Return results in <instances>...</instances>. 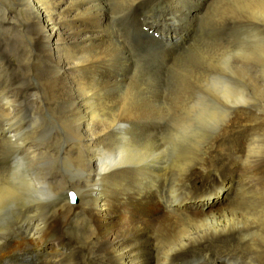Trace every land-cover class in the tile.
<instances>
[{"label":"bare ground","instance_id":"6f19581e","mask_svg":"<svg viewBox=\"0 0 264 264\" xmlns=\"http://www.w3.org/2000/svg\"><path fill=\"white\" fill-rule=\"evenodd\" d=\"M142 1L144 0H130L127 11L129 10V29L132 36L126 38L124 43L121 41V44H117L114 40L116 36L109 28L110 20L114 21L111 17L112 11L102 0H0V30L7 28L15 32V37H8L7 40L5 34L0 31V160L4 161L16 148L28 145L23 160L13 159L15 162L10 165L2 164L0 167V236H14L16 224L11 220L9 212L23 217L20 211H28L32 214L25 217L30 218L28 223L34 224L28 235L19 230L21 233L16 236V239H19L16 242L19 246H31L43 261L50 264H177V261L184 264L185 259L190 260L188 264H192L199 256L205 260H219L221 264H264V214L253 200L254 195L255 199L258 197L259 190L264 192V183L251 179L258 175V169H248L253 164L251 152L254 154L260 137L264 136V120L256 118L254 113L251 116V110L241 105L227 109L231 114L224 123L222 121L216 127L222 126L220 132L207 140L186 138L183 147L186 152L172 165L163 160L131 163L132 160L124 161L119 155V159L116 156L106 162H100L98 158L101 152L109 147L114 149L118 145L114 138L122 133L128 137L121 135V142L132 143L141 151L142 148L145 149L144 146L151 140L155 126L146 119L129 120L126 118L127 114L123 115L122 110L125 107L130 108L132 104L124 100L128 92L121 95L117 91L118 87L130 86L136 74L139 76L138 71H142V67L154 60L152 57H159L161 62L166 64L168 59L165 56L180 54L186 44L185 37L193 32L194 24L200 19V13L208 0H166V4L162 6L163 9H168L166 14L176 15L179 19V22L172 23L178 26L173 35L169 30L165 31L163 25L160 26L167 25L171 31L174 28L170 23H166L165 18H162L163 22H160L155 31L157 24L151 21L153 16L150 20L146 16L143 21L131 16V10ZM224 3L230 5L231 1L224 0ZM162 8L159 10H163ZM138 14L140 13L136 11V15ZM147 20L151 22L148 23ZM145 26L163 36L160 39L154 38L148 30H143ZM183 30L186 31L184 35ZM10 41L12 45L8 47ZM154 46L159 48L162 55H151L153 53L150 47ZM215 51L222 53L219 47H215ZM12 55L15 56L13 58L17 60L18 66L14 65L8 70L10 62L5 64V60ZM35 56H39L38 60ZM34 62H37L38 66L31 75L30 67ZM176 64L177 62L169 64L175 77L178 68ZM57 99L69 105L63 107V110H56ZM43 100H48L47 113L50 119L54 117L52 114L69 115L71 106L75 111L73 115L76 124L70 129L71 135L59 150L51 145L40 147L35 144L22 127V107L27 102ZM133 110L147 112L140 109V105H133ZM120 111L123 112L122 116L114 117ZM95 120L99 123H95ZM105 121L107 122L103 123ZM241 125H252L251 137L244 139V145L231 144L225 148L231 146L228 150L236 154L237 158L241 157V153H246L244 163L239 161V168L242 170H228L225 173L232 184L226 182L227 188L223 194L214 196L211 192H201L200 196L197 195V201L188 200L186 191L189 187L183 185L186 181L191 183L193 191H198L199 188H211L213 192L218 190L216 184L209 185L208 181L220 178V174L212 171H191L192 166L200 164L209 167L208 164H213L216 156L208 155V152L215 147L223 148V142L216 139L215 147H211V142ZM60 134L63 136V133ZM259 134L262 136L256 138ZM230 136L241 137V134L234 131ZM142 139L146 142L137 144ZM44 158L64 161H78L83 158L85 166H79L81 174L78 178L66 177L58 170L38 167L39 164L42 165L39 161ZM142 159L144 161V158ZM166 172L171 178H166L168 189L165 197L170 200L169 206H183L197 212H185L181 208L169 209L165 214L161 212V180ZM236 177L243 178L245 184L237 183V180L235 182ZM151 178H155L157 186L152 183ZM249 185L252 187H248ZM234 187L240 191L234 192ZM72 193L78 197L76 204L69 201ZM207 194L209 196L206 200H202V196ZM261 208L264 211V204ZM9 242L10 247H2L4 254L5 251L11 254L16 249L15 242ZM59 242L67 244L69 249L62 250ZM46 249L49 253L44 254L47 255L44 257L43 252Z\"/></svg>","mask_w":264,"mask_h":264},{"label":"rangeland","instance_id":"374dc122","mask_svg":"<svg viewBox=\"0 0 264 264\" xmlns=\"http://www.w3.org/2000/svg\"><path fill=\"white\" fill-rule=\"evenodd\" d=\"M102 1L104 4H108L110 10L112 11L111 17L114 21L110 20L109 28H111L110 29L111 33H113L114 36H116L115 37L116 39H114V40L117 42V44H121L122 42L124 43L126 38L132 36L130 33V29H129V25L131 24L129 22V10L127 11V9L130 6V0H111V1L110 0H102ZM230 1H231L230 5H226L224 3V0H208L205 4V7L203 8V10L200 13V19L194 24L193 32H190L185 37L186 44H185L184 48L185 47L186 48L185 49L183 48L180 54H176V55H173L170 57L165 56L166 59H168V62L166 64L161 62L159 57H152V59H154L155 61L152 60L151 62L146 64L144 67H142L144 69H142V71H141V69H140V71H138V73H140L139 76H137L138 74H136V76L132 80L134 82H131L130 86H125V88L124 87L123 88L118 87L117 91L119 94L122 95V94L128 92L129 95H131V96H129L127 93L124 100L128 104H132V106H130V108L125 107L124 110H122L124 113L122 111H120L119 112L120 114L118 113V114L114 115V117L117 116V118H119L122 116V113H123V115L127 114L126 118H128L129 120L134 119V120L143 121V119H146L147 121L152 123L155 126V128L152 131L153 134L151 133V136H150L151 140L150 141L148 140V142H146L144 139H142L141 141L137 142V144L146 142V144L144 146L145 149L142 148V151L135 148L134 144H132V143H129L130 144L129 145L126 142H121V140H123V139H121L119 137H121V135L122 136L126 135L125 133L118 135L117 138H114V140H116V143H118V145L114 149L109 147L108 150H106V151H108L107 152L108 155L106 154V151L98 154V158H99L100 162H106L107 160H109L113 157H116V156L118 157V155H119L121 158L124 159V161L132 160L131 163L132 162L139 163L141 160H142L141 162H147V163H148V161L154 162L153 160H157V161L163 160L166 163L172 165L176 162V160L179 158L180 155H182L184 152H186L183 150V147L185 146L184 141L186 138L190 137L192 139H197V140L203 138V140L204 139L207 140V139L212 138L215 135H217L220 132L219 130L221 129L222 126L218 127V128H216V127L222 121L224 123L227 120V118L230 117L231 113H229V112H231V111H228V110H230L234 105L244 106L245 109H249L252 111V113L250 114L251 116L254 113V115L257 116L256 118L264 120V100H263L264 99V0H230ZM120 2H121V4H120ZM116 4H118V5H116ZM165 4H166V0H164V1L163 0H155V1L144 0L139 4H136L137 6H135L134 9L131 10L133 15H132L131 11H130V13H131L132 17L134 16L133 17L134 19L136 17L138 20L141 19L142 21L144 20V18L146 16L149 17V18H147L149 20L153 16V19H151V21H153L155 25L157 24L156 28H154L155 31L157 28H159L158 26H159L160 22L162 21V18L163 19L165 18L166 23L167 24L170 23L172 26H174V28L171 31V29L167 28V25L164 27V24H160V26L163 25L162 27L165 29V31L169 30L170 34L173 35L174 31L177 32L176 27H178V26H176L172 23L179 22V19L177 17H175L176 15L172 16V15L166 14L169 12L168 9L162 8V6ZM111 7H114V8H111ZM159 8H162L164 11H166V10L167 11L164 12L161 9L159 10ZM10 9L12 10V8H10ZM135 10L137 12H139L140 14L136 15ZM156 10L161 11V12H158ZM127 12H128V14H127ZM148 14H149V16H148ZM156 15H158V16H156ZM125 18H127V19H125ZM154 18H156V19H154ZM125 20H127V21H125ZM151 21L147 20L148 23H150ZM124 26H125V28H124ZM179 26L181 27V25H179ZM2 30H4V31H2ZM7 30H8V33H7ZM0 31L2 32L3 35L5 34L4 36L7 37L6 38L7 40H8V37H13V38L15 37V32L11 31L10 29L3 28ZM127 31H129V32H127ZM179 31H180V29H179ZM185 32L186 31L183 30L182 35H184ZM162 36L163 35H160V37H162ZM1 41H2V38H0V42ZM230 42H232V44H234V45L232 46V44ZM4 43H3V46H5ZM8 43H9L8 47H10L12 45V41H10ZM229 44H231V45H229ZM187 45H188V47H187ZM215 47H219L222 49V53H220L221 55L215 51ZM1 48H3V47H1ZM189 48H190V50H188ZM150 50L153 53L151 55H155V56L162 55L161 54L162 52L159 50V48H157L155 46L150 47ZM242 53H244V54H242ZM18 54H20V52ZM147 55L148 54H146V56ZM13 57L15 58V56L12 55L9 57L10 59L7 58L5 60V64L7 63V61L10 62L9 66L7 67L8 70L12 69L14 67V65L18 66L17 60L14 59ZM38 57L39 56H35V58H37V60H38ZM175 62H177L176 68L177 67L179 68V69L177 68V71H176L177 76L176 77L173 75V73L171 71V65H169V64H174ZM181 63H183V64H181ZM37 66H38L37 62H36V64H35V62L32 64V66L30 67L31 75L34 74ZM241 68L243 69V71ZM244 69H246V70H244ZM131 75L133 76V74H131ZM180 75H181V77H180ZM236 75H237V78H236ZM137 79H138V81H137ZM174 79H176V81ZM216 88H217V90H216ZM129 90H130V92H129ZM38 91H40V90H38ZM131 91H132V94H130ZM134 93H135V95L133 96ZM194 93H195V95H194ZM136 94L139 96H137ZM232 97H233V99H232ZM257 101H258V103H257ZM249 102H250L251 106H250ZM56 103H57V105L55 107L56 110H63V107L69 105V104H66L65 102H61L58 99L56 100ZM189 103L191 105H189ZM43 105H45V106H43ZM133 105L138 106V107L140 105V109H144L148 113L150 112L149 113L150 115L147 112H141V111L133 110ZM195 106L198 108H195ZM22 108H24L21 110L22 115H20V117H23V121H24V124L22 127L25 128L27 134L28 133L30 134V135L28 134V136H30L31 140H34V143L38 144L40 147L51 145L56 150L57 149L59 150V148L63 145L62 143L66 139H68L69 136L71 135L72 131L70 129L74 128V126L76 124V119L74 118V115H73V114H75V111L73 110L74 108L72 106H71L72 110H71L69 115L68 114H62V113L61 114H59V113L52 114V115H54L55 118L52 117L51 119H50L49 113H47V110L49 108L48 100H43V102H39V101L27 102L24 105V107H22ZM42 108H43V110L45 109L44 110L45 112L42 110ZM55 109H54V111H55ZM197 109H199V110H197ZM224 109H226V110H224ZM204 110H207V111H204ZM193 111H195V112H193ZM147 115H149V116H147ZM185 115H187V116L185 117ZM144 116L145 117L147 116V117L143 118ZM114 117H112L111 124H113V118ZM109 119H110V117H109ZM151 119H152V121H150ZM60 120H62V121H60ZM218 120H219V122H218ZM94 122L99 123L97 120H95ZM106 122L107 121H105L103 123H106ZM62 123H64V124H62ZM109 124H110V120H109ZM199 125H200V127H199ZM28 126H29V128H28ZM242 126L244 129L242 128ZM245 126H247V127H245ZM57 128H59V129H57ZM238 128H239V130H238ZM238 128H236L234 131H238V133L241 134V137L230 136L234 133V131H229L228 132L229 134L225 133L222 136L215 138L213 140L214 142L209 141L212 143L211 147L216 146L217 140L223 142L222 143L223 148H222V146L215 147L214 149L209 150L210 152H208V155L212 154V156H214V155L216 156L215 160L212 161V163L214 162L213 164H211V163L208 164L209 167L202 166V165L200 166V164L192 166L191 171H194V170L198 171L199 170L200 172H205V173L212 171L214 173L220 174V178H218L219 180L216 179V180H209L208 181L209 185H215L216 184L218 187V190L214 191L215 192L214 196L216 194H223L226 191V188H227L226 182L227 181H229L232 184L231 179H229L225 175V173L228 170H231L232 172H240V170H242V169L239 167L241 166V164L244 163V161H245L244 159H246V157H245L246 153H241V157L237 158L236 154H232L231 151L228 150V148H231V146H228V148H225L227 145H231V144H233V145H238V144L242 145L243 144L244 145V143H246V140H244V139L251 137V133L253 131L252 125H241V126H238ZM40 129H41V131H40ZM212 130L215 132V134ZM60 133H63L64 137ZM226 136L229 138H227ZM259 136H262V134H259L256 138H258ZM262 137H260V139H259L257 150L254 152V154L251 152V156H253V157L251 158L252 161L251 160L250 161L253 164H252V167L248 168V169H253V168H254V170L258 169L257 173L259 172L260 174L261 173L262 174L259 175V173H258L259 176L258 175L253 176L254 179H253V177H251V179L254 182L260 181V182L264 183V154H263L264 153V144H263L264 143V136H262ZM130 138L132 139V137H130ZM58 141L60 142L59 144H58ZM56 143H57V145H56ZM26 147H28V145H26V144L23 146H20V147L16 148L12 153H10L5 158L6 161H5V159H4V161L0 160V162H1L0 167H2V164L3 165H10L11 163L15 162L16 160L17 161L23 160L22 158H24L25 155L27 154V148ZM19 148H21V149H19ZM219 149H221V150H219ZM135 150H137V151H135ZM226 150H228V151H226ZM134 151H135V154H133ZM144 152H147V153H144ZM102 154L104 155L103 157H102ZM16 155H17V157H16ZM129 155H131V156H129ZM223 155H225V156H223ZM19 156H21V157H19ZM83 158H81L78 161L77 160H66V161H64V160H53L54 158H52V159L44 158L43 161H42V159L39 161V163H42V165L39 164L38 167L46 168L48 170H51V169L52 170H58L66 177L74 176L75 178H78L79 175L81 174L79 166H81V165L85 166ZM142 158H144V161ZM13 159L15 161H12ZM118 159H119V157H118ZM44 161H46V162H44ZM239 161L241 162L240 166H239V163H240ZM250 161H247V162L250 163ZM254 161H256L257 163ZM3 162H6V163L4 164ZM71 162H72V164H71ZM206 162H208V161H206ZM7 163H9V164H7ZM80 163H82V164H80ZM56 164H59V165L61 164V165L59 166ZM227 164H229V165L227 166ZM66 165H69V166H66ZM228 168H230V169H228ZM72 171H73V173H72ZM166 171L167 172L169 171L168 168H166ZM167 172L163 174L164 176L162 175V180H161L162 186H163V188L161 187V190H160V195L163 194V195H161V200H162L161 212L163 214H165L169 209L175 210L177 208H181L185 212H197L195 210L185 209V208H183V206H169L170 200H168L165 197V193L167 192V189H168L167 188L168 187V185H167L168 179H171V178H169L171 176L169 175V172H168V175H169V177H168ZM222 172L224 173L225 176L223 175ZM166 178H168V179H166ZM151 179H152V183L156 184V186H157V182H155L156 181L155 178H151ZM151 179H148V180L151 181ZM235 180H237V183L245 184V181L243 178L236 177L234 179V181ZM217 183H221V184L219 185ZM175 184H178V183H175ZM183 185L185 187H189V189L186 191L187 195L189 196L188 200L195 198V197H198L197 195L200 196L201 192L202 193L213 192V190L211 188H209V189L199 188L198 191H193V189L191 188V183L189 181L184 182ZM75 187H77V186H75ZM248 187H252V186L249 185ZM162 189H164V190H162ZM75 190H77L78 193L80 192L78 188L77 189L75 188ZM233 190H234V192L240 191V190L238 191L235 187ZM235 190H237V191H235ZM72 196H74L76 198V201H72ZM232 196H234V194ZM255 197L256 196L254 195L253 196V200H255L254 202L259 205L260 209L262 210V213L264 214L263 208H261L262 204H264V192L259 190L258 197L256 199H255ZM69 201L72 204H76L78 202V197L74 193H72L69 196ZM20 212L23 214V217H21L20 215L18 216V214L14 213V212H9V216H10L11 220L13 221L14 224L17 225V226L16 225L14 226L15 231H14V236H12V237H15V239L12 238L11 236H0V248H1L0 249V252H1V254H0L1 255L0 256V262L1 263L0 264H35V262L37 260H39V259L42 260L41 259L42 257L37 255L36 253H38V252L33 250V248L31 246L22 245V244H20V246H19V243L16 242L19 240V239H16V236L18 237V235H20L19 234V233H21L20 231L23 230L28 235L29 232L31 231L30 229L32 228V226L34 224L33 222L28 223V221H30V218L25 217L29 214H32L31 212L30 213L28 211H20ZM11 214L14 216H12ZM14 218H16L18 221ZM19 218H20V220H19ZM250 220H253V219L250 218ZM18 224H20V225H18ZM22 224H24V225H22ZM20 226H21V228H20ZM16 232H18V234ZM9 241L15 242L14 245L16 246V249L14 251H12L11 254L7 252L9 254L8 255L6 253V251L4 254L3 250L6 249V246L10 247ZM16 243L18 244V246ZM3 245L5 247H3ZM59 246H60V248H62V250H65V249L68 250L69 249L67 244H61L60 243ZM22 250H25V251H22ZM17 251H18V253H17ZM19 251H20V253H19ZM29 251L30 252L33 251V252L30 253ZM44 252H43V255L49 253V250L46 249ZM32 254H34V256ZM13 256H14V258H13ZM31 256H32V258H31ZM36 257H39V258H36ZM44 257H47V255H44ZM49 257H50V254H49L48 258ZM33 258H35V260ZM40 262H43L41 264H50V263L45 262L43 260ZM195 262L197 264H199V263H221V261H219V260H216V261L205 260V259H202L200 256L195 260Z\"/></svg>","mask_w":264,"mask_h":264}]
</instances>
